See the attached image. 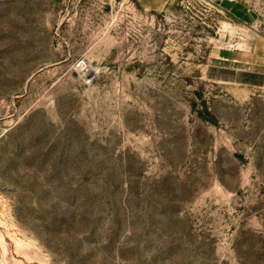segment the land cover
I'll return each instance as SVG.
<instances>
[{"label": "rangeland", "instance_id": "rangeland-1", "mask_svg": "<svg viewBox=\"0 0 264 264\" xmlns=\"http://www.w3.org/2000/svg\"><path fill=\"white\" fill-rule=\"evenodd\" d=\"M254 42L264 0H0V264H264Z\"/></svg>", "mask_w": 264, "mask_h": 264}, {"label": "crops", "instance_id": "crops-1", "mask_svg": "<svg viewBox=\"0 0 264 264\" xmlns=\"http://www.w3.org/2000/svg\"><path fill=\"white\" fill-rule=\"evenodd\" d=\"M240 6L243 10H245L252 19H247L244 15H242L240 12L236 11V6ZM224 8L228 10L232 15H234L237 19L244 23H252L256 20V14L248 8L244 3L232 1L227 2L224 5ZM264 53L262 50V47L260 45H257L256 42H254L253 48L248 51H228V52H220V55L218 56L221 59L227 60V61H233V62H249V60L257 61L259 59V56Z\"/></svg>", "mask_w": 264, "mask_h": 264}]
</instances>
